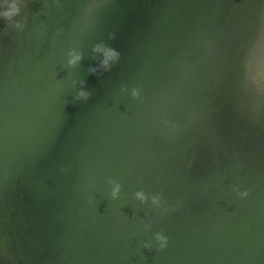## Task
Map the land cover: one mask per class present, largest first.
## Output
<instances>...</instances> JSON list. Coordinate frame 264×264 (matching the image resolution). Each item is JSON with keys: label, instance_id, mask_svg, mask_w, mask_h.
Listing matches in <instances>:
<instances>
[{"label": "water", "instance_id": "obj_1", "mask_svg": "<svg viewBox=\"0 0 264 264\" xmlns=\"http://www.w3.org/2000/svg\"><path fill=\"white\" fill-rule=\"evenodd\" d=\"M16 2L0 19V264H264V127L238 87L252 0ZM98 46L119 53L107 69Z\"/></svg>", "mask_w": 264, "mask_h": 264}, {"label": "clouds", "instance_id": "obj_2", "mask_svg": "<svg viewBox=\"0 0 264 264\" xmlns=\"http://www.w3.org/2000/svg\"><path fill=\"white\" fill-rule=\"evenodd\" d=\"M19 12L16 0H0V19L11 20V18ZM247 39L241 51L239 60L238 87L243 91L247 101L248 119L257 128L264 127V0H252L248 6V14L246 19ZM97 52H103L104 59L102 66L108 68L110 62H114L119 58V53L111 48L97 47ZM80 56H74L69 64H75L79 61ZM136 93L134 92L133 95ZM87 93L81 91L79 97L87 98ZM111 183V181H110ZM121 191V186L117 183L112 188L111 198L117 199ZM237 196L244 199L248 196L247 191L233 189ZM136 198L141 202H146L149 198L144 192L139 191ZM151 203L167 212L165 206L166 201L160 196L151 197ZM148 225H145L147 228ZM154 241L157 250H163L168 245V237L160 232L154 234ZM153 246L151 241H146L144 248L151 249Z\"/></svg>", "mask_w": 264, "mask_h": 264}]
</instances>
